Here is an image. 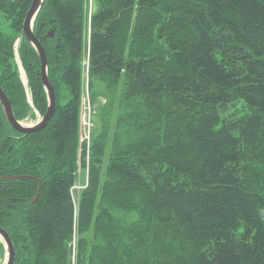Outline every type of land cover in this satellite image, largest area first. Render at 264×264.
<instances>
[{"label": "trees", "instance_id": "obj_1", "mask_svg": "<svg viewBox=\"0 0 264 264\" xmlns=\"http://www.w3.org/2000/svg\"><path fill=\"white\" fill-rule=\"evenodd\" d=\"M87 1L45 0L34 22L37 38L54 33L48 125L19 134L0 105V226L14 264H264V0H90L89 17ZM31 2L0 0V85L20 119L33 110L16 41L34 106L48 105L20 36ZM85 44L90 95L105 104L73 258V220L67 239L57 227L76 204Z\"/></svg>", "mask_w": 264, "mask_h": 264}, {"label": "rangeland", "instance_id": "obj_2", "mask_svg": "<svg viewBox=\"0 0 264 264\" xmlns=\"http://www.w3.org/2000/svg\"><path fill=\"white\" fill-rule=\"evenodd\" d=\"M90 10H91V1L88 0L87 6H85V11L87 12V17H89V15H90ZM0 24H1L2 28L6 27V23L4 21H2L1 19H0ZM46 30H47V27H46V25H44L41 29V34H39V36H38V38L43 43V47H44L46 42H50L44 38V35H46L45 34ZM50 32H52V31H49L46 36H47V38L52 39L53 37H51L49 35ZM53 36H54V34H53ZM89 38H90L89 32H87V36H85V40H87L89 42ZM83 54H84V56L82 58V63H81L82 66L84 67L83 83L81 86V99H80L79 108H78L79 115L81 114V119H80V124L77 128V144L79 145L80 162H77L78 163L77 171H82L81 173H90V171H91L90 170V167H91L90 163H91L92 153H94V149L91 150L93 147L92 141H93L94 135L98 133V130H97L98 121H97V119L102 114L104 104H105V99L101 96L91 97V95H90V90H89L90 86L88 87L90 65H89L88 53L86 51V44H85V50H84ZM21 76L23 78V81H25L22 73H21ZM9 101L11 103L10 99H9ZM17 101H19V99H17ZM11 104H13V103H11ZM13 109H14V112H16L15 105H13ZM28 116L24 117L23 119H27ZM17 118L20 119L19 117H17ZM28 121H31V119H28L25 122H28ZM28 124H32V123H28ZM89 135L91 137V142H92L91 148H90L91 151L86 152V145H84V144L82 145L80 139H81V137L86 138ZM94 169L96 171V168H94ZM92 173H93V171H92ZM87 181H88V179H87ZM82 188H84V184L81 185V182L80 183L77 182L76 187H75L76 191H79ZM67 209L70 210V217H69V213L66 212ZM105 210H107V209H105ZM54 211L51 213L52 217L57 219L56 214H55L56 211L55 212ZM106 212H109V211H106ZM61 215H62L61 219H62L63 223H61V225L59 227H57V229L58 228L59 229L65 228L64 227V226H66L65 219L68 220V218H69V223L71 220H73V224H75L73 226L71 225V227L73 229V233H74V237H73L71 244L74 245L78 242V231H79V228H81V226L83 225V219L88 218L90 216L88 215L86 217H82L81 212H80V205H77V203L74 206H72V210L70 208V205H67L66 210L63 209L61 212ZM56 221L57 220H55V222ZM126 221L129 222L128 220H126ZM104 222H108V216H105ZM69 227H70V224H69ZM69 227H66L61 232V235L59 234L60 238H62L65 235L64 234L65 231L67 233ZM115 228L117 229V226H115ZM67 238H69V237H67V235H65L63 237V239H67Z\"/></svg>", "mask_w": 264, "mask_h": 264}, {"label": "water", "instance_id": "obj_3", "mask_svg": "<svg viewBox=\"0 0 264 264\" xmlns=\"http://www.w3.org/2000/svg\"><path fill=\"white\" fill-rule=\"evenodd\" d=\"M44 2L45 0H33L31 9L27 13L21 35H24L27 38L28 42L34 47L35 51L37 52L41 60V78H42V83L47 93L48 100H49V108H48L46 115L42 117V119H40V121L35 126H32V127H28L24 125L22 122L17 121V119L14 116L12 105L7 95L4 93V91L0 87V104L4 111L5 117L8 123L12 126V128L22 134H29V133L36 132L42 129L47 124L51 116L53 115L54 108H55L54 90L48 80L47 56L45 54L42 44L35 37L34 32H33L34 21L41 7L43 6ZM0 240L4 244L6 251H7V256H6V260L4 264H14L15 249H14L13 242L10 236L7 234V232L1 228H0Z\"/></svg>", "mask_w": 264, "mask_h": 264}, {"label": "bare ground", "instance_id": "obj_4", "mask_svg": "<svg viewBox=\"0 0 264 264\" xmlns=\"http://www.w3.org/2000/svg\"><path fill=\"white\" fill-rule=\"evenodd\" d=\"M63 1V0H62ZM22 4V3H21ZM29 6V5H28ZM70 6V5H69ZM22 7V6H21ZM20 7V8H21ZM22 10V9H21ZM45 12V11H44ZM41 15V14H40ZM21 19V18H20ZM23 21V20H22ZM17 31V30H16ZM7 51V50H6ZM30 51V50H29ZM7 53H8V51H7ZM35 61V60H34ZM27 65V64H26ZM35 65V64H34ZM34 67V66H33ZM4 68V67H3ZM16 74V73H15ZM30 74V73H29ZM14 81V80H13ZM15 84V83H14ZM11 88V87H10ZM13 88V87H12ZM14 90H15V88H14ZM142 96V95H141ZM243 103V102H242ZM74 105V104H73ZM67 106V105H66ZM4 120V119H3ZM229 121V120H228ZM3 122V121H2ZM5 124V123H4ZM52 145V144H51ZM175 145V144H174ZM134 152V151H133ZM208 153V152H207ZM155 155V154H154ZM167 156V155H166ZM159 157V156H158ZM164 157H165V155H164ZM72 158V157H71ZM161 158V157H160ZM162 159V158H161ZM155 161V160H154ZM149 164V163H148ZM134 166V165H133ZM57 167V166H56ZM132 167V166H131ZM56 169V168H55ZM140 187V186H139ZM34 195H35V193H34ZM113 196V195H112ZM130 196V195H129ZM133 202V201H132ZM118 203V202H117ZM127 207V206H126ZM108 208V207H107ZM159 209V208H158ZM129 210H131V209H129ZM108 214H110V213H108ZM104 216V215H103ZM140 216V215H139ZM154 218V217H153ZM31 219V218H30ZM92 220V219H91ZM23 221V220H22ZM27 221V220H26ZM99 221H101V220H99ZM98 221V222H99ZM103 222V221H102ZM116 222V221H115ZM98 224V223H97ZM100 224V223H99ZM115 227V226H114ZM104 228V227H103ZM197 229V228H196ZM157 230V229H156ZM191 230V229H190ZM189 230V231H190ZM173 231V230H172ZM175 234V233H174ZM113 235V234H112ZM95 236H97V235H95ZM164 236V235H163ZM151 239V238H150ZM60 244V243H59ZM30 251V250H29ZM59 251V250H58ZM24 252V251H23ZM33 252V251H32ZM34 253H35V251H34ZM25 255V254H24ZM52 256V255H51ZM31 258V257H30Z\"/></svg>", "mask_w": 264, "mask_h": 264}]
</instances>
